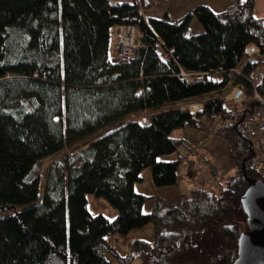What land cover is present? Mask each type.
I'll use <instances>...</instances> for the list:
<instances>
[{"label": "trees", "instance_id": "trees-1", "mask_svg": "<svg viewBox=\"0 0 264 264\" xmlns=\"http://www.w3.org/2000/svg\"><path fill=\"white\" fill-rule=\"evenodd\" d=\"M0 0V264H108L133 256L141 264H231L239 235L248 230L240 197L251 169L252 149L240 120L255 101L245 74L260 70L264 96V16L254 0H233L214 12L198 4L178 18L146 17L154 0ZM143 11H140L139 8ZM196 18L203 31L187 34ZM132 24L145 47L127 63L108 61L109 29ZM258 48L256 62L233 70ZM262 66V67H259ZM184 71L190 73L181 75ZM242 82L247 95L232 125L220 133L228 143L233 174L216 191L195 188L176 203L134 190L149 168L155 187L177 182L171 131L200 127V117L221 112L220 100L201 111L160 108L222 92ZM229 107V106H227ZM150 112L149 123L130 117ZM101 132L97 139L52 159L40 191L45 158ZM104 198L116 211L109 219L86 207V195ZM151 224L149 240L134 238L121 257L112 233L125 235Z\"/></svg>", "mask_w": 264, "mask_h": 264}, {"label": "crops", "instance_id": "crops-1", "mask_svg": "<svg viewBox=\"0 0 264 264\" xmlns=\"http://www.w3.org/2000/svg\"><path fill=\"white\" fill-rule=\"evenodd\" d=\"M198 2L199 1L194 2V0H190L189 2H184L182 5L179 4L178 10H176V18L182 16L185 12L196 6ZM231 2L232 0H227L226 2H223L221 6H228ZM164 14L168 15L170 18H173L167 12H164L163 15ZM258 57H260L259 54L257 58ZM232 85L229 84L228 86ZM201 99L204 100L200 102V109L198 108L196 112L201 111V108L207 101L217 99V96L210 98H205L204 96L195 100L199 102ZM161 110L162 108L156 112ZM199 124L200 127L198 128L184 125L171 131V133H174L173 135L171 134V137L174 139H181L182 142L177 145L175 152L171 153V156L165 159H160V161L166 162L178 160L176 184L171 186L155 187L152 183L150 170L145 172L146 181L150 182V185L147 184L149 187L148 190L144 189L141 185H136L138 182L134 183L133 187L135 192L143 194L147 196V199H149L148 202L145 204L143 203L144 205L142 206V210L144 212H148L152 208L155 197H159L165 202L172 204L176 203L181 195L189 192L192 189H204V187L201 186L200 180H202V182H205V180L208 181L210 189L206 190L214 192L217 190V186H222L221 182L225 178L226 170L230 169L231 167L234 169L233 164H231L228 160L229 146L227 143H225V141L217 139L211 133V120L207 119L206 117H200ZM214 156L217 157L216 161H214ZM203 160L205 161L204 163L201 162ZM206 167H208L207 171H210L211 176H209L207 173ZM143 170L140 173V181H143ZM199 172L201 173L199 174ZM199 175L202 176L201 179L199 178ZM144 229L147 232V236H141L139 234ZM151 233L152 227L146 224V226L144 225L143 227L136 229L133 232L132 237L149 240L151 238Z\"/></svg>", "mask_w": 264, "mask_h": 264}, {"label": "built area", "instance_id": "built-area-1", "mask_svg": "<svg viewBox=\"0 0 264 264\" xmlns=\"http://www.w3.org/2000/svg\"><path fill=\"white\" fill-rule=\"evenodd\" d=\"M139 5V0H135ZM140 11L143 9L140 7ZM141 32L132 24H116L109 29L108 61L111 64L127 63L137 57L141 48L145 47L141 40ZM254 47H256L253 44ZM246 56L239 67L233 72L236 75L241 74L242 66L247 62H256L259 54L258 48H252V52L245 50ZM181 75H188L184 71ZM263 72L260 70L245 74L244 79L252 89V98L256 102L251 110L247 112L240 120L241 133L246 140L250 142L252 149V159L250 161L251 169L264 176V96L257 92L256 84L261 81ZM247 95V86L242 82L228 87L218 99L222 102L224 109L214 115L211 122V131L221 135L220 131L232 125L235 120V114L242 109L241 103ZM197 109L200 107H196ZM195 112V111H192ZM139 123H149V117L143 116Z\"/></svg>", "mask_w": 264, "mask_h": 264}, {"label": "rangeland", "instance_id": "rangeland-1", "mask_svg": "<svg viewBox=\"0 0 264 264\" xmlns=\"http://www.w3.org/2000/svg\"><path fill=\"white\" fill-rule=\"evenodd\" d=\"M111 1H114V2H131L132 0H111ZM189 1L190 0H154V2L151 4V6L144 8V15L146 17L157 18V17H162L163 13L167 12L168 14L171 15V17L176 18L177 17L176 10H178L179 4L182 5L184 2H189ZM196 1H199L197 3V5L198 4L208 5L214 12H218V11L223 10L226 7V6H221V4L223 2H226L227 0H194V2H196ZM232 2H233V0H232ZM253 14H254V16H264V0H254ZM201 31H203L202 25L197 21L196 18H192L189 25H188L187 34H198ZM228 87H226L222 92L209 94V95L205 96V98L217 96V99H213V100H218L219 96H221L225 92H228ZM202 100H204V99H201L199 102L194 99L191 101H184V102L177 103V104L166 105V106L162 107V110L177 109V108L182 109V107H185L187 105H193L196 103L201 104L200 102ZM224 106L227 107L226 105H224ZM187 111L192 112L190 110H187ZM149 114H150V112H142L138 115L130 117V119L133 120L134 117L141 118L143 116L149 117ZM100 133L101 132H97V133L89 136L88 138L79 141L78 143L74 144L73 146L65 147L59 153L52 155L48 158H45L42 162V165H41V179H40V188H39L40 191H42V186L44 183L45 169H46L48 163L52 159L58 157L59 155L66 154L68 152H71V153L75 152L80 147H82V146L86 145L87 143L91 142L92 140H94L97 137V135H99ZM211 133L217 139L225 141L220 134L214 133V132H211ZM171 134L173 135L174 133L172 132ZM225 143H227V142L225 141ZM227 145H228V143H227ZM169 156H171V154L159 155V156H157V159H158V161H160L161 158L165 159V158H168ZM216 160H217V157L214 156V161H216ZM228 160L232 164V162L229 158H228ZM201 162L204 163L205 161L203 160ZM207 168L208 167H206V171H207ZM147 170H149V168H145L143 170L144 171L143 172V181H140V182L138 181V183H136V185H141L146 190L149 189L148 185H150V182L146 181L145 172ZM234 170H235V168L233 169V167L226 170L225 178L221 182V185H224L226 180L233 174ZM200 173L201 172H199V174ZM207 173L209 174V176H211L210 171L209 172L207 171ZM199 178L201 179L202 176L199 175ZM210 178H212V177H210ZM200 182H201V186H203L204 189H210V185H209L208 181L205 180V182H202V180H200ZM216 188H219V187L217 186ZM86 200H87L86 207L91 213H93V214L102 213L104 216H106L109 219L114 218V216L116 215V211L113 208V206L108 201H106L104 198L96 197L92 194H87ZM148 200L149 199H146L144 204L146 202H148ZM148 226L151 227V224L149 223ZM135 230L136 229H133V230L129 231L128 233H126L125 235H120L118 233H112L108 237V241H109L110 245L114 247V249L118 252L119 256L123 257L129 252V242L132 239H134L132 237V234ZM139 234L141 236H147V232L145 229L142 230L141 233H139ZM106 258L108 260V264H141V260L137 256H133L129 261H126V262L119 261L114 256H112L111 254H106ZM147 264H151V263H147Z\"/></svg>", "mask_w": 264, "mask_h": 264}, {"label": "water", "instance_id": "water-1", "mask_svg": "<svg viewBox=\"0 0 264 264\" xmlns=\"http://www.w3.org/2000/svg\"><path fill=\"white\" fill-rule=\"evenodd\" d=\"M246 179L247 187L240 200L247 217L248 230L239 235L237 257L231 264H264V183L250 177Z\"/></svg>", "mask_w": 264, "mask_h": 264}, {"label": "clouds", "instance_id": "clouds-1", "mask_svg": "<svg viewBox=\"0 0 264 264\" xmlns=\"http://www.w3.org/2000/svg\"><path fill=\"white\" fill-rule=\"evenodd\" d=\"M181 109V108H180ZM196 112V111H195ZM195 112H190V113H195Z\"/></svg>", "mask_w": 264, "mask_h": 264}]
</instances>
